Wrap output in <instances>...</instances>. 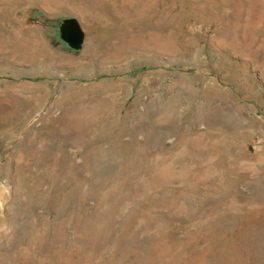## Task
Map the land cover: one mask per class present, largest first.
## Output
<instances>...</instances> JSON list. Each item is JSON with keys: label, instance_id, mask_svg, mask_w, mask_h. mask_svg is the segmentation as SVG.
I'll use <instances>...</instances> for the list:
<instances>
[{"label": "rangeland", "instance_id": "rangeland-1", "mask_svg": "<svg viewBox=\"0 0 264 264\" xmlns=\"http://www.w3.org/2000/svg\"><path fill=\"white\" fill-rule=\"evenodd\" d=\"M0 264H264V0H0Z\"/></svg>", "mask_w": 264, "mask_h": 264}, {"label": "water", "instance_id": "water-1", "mask_svg": "<svg viewBox=\"0 0 264 264\" xmlns=\"http://www.w3.org/2000/svg\"><path fill=\"white\" fill-rule=\"evenodd\" d=\"M62 37L74 48L82 46L84 33L76 19H67L64 23Z\"/></svg>", "mask_w": 264, "mask_h": 264}]
</instances>
